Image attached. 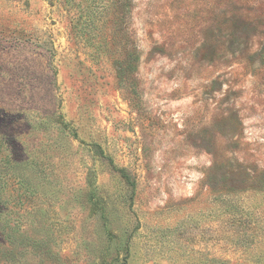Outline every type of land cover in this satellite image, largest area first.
I'll return each mask as SVG.
<instances>
[{"label":"rangeland","instance_id":"obj_1","mask_svg":"<svg viewBox=\"0 0 264 264\" xmlns=\"http://www.w3.org/2000/svg\"><path fill=\"white\" fill-rule=\"evenodd\" d=\"M0 264H264V0H0Z\"/></svg>","mask_w":264,"mask_h":264}]
</instances>
